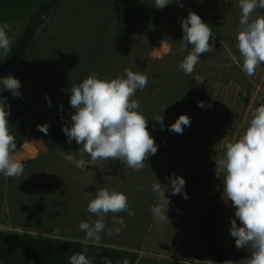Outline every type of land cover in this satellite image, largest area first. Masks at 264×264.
<instances>
[{"label": "rangeland", "instance_id": "374dc122", "mask_svg": "<svg viewBox=\"0 0 264 264\" xmlns=\"http://www.w3.org/2000/svg\"><path fill=\"white\" fill-rule=\"evenodd\" d=\"M145 1L154 4V0ZM14 8L20 17L7 33L12 43L24 30L34 7ZM157 10L179 21L193 11L212 27L213 49L202 55L192 75L178 67L191 50L189 46L185 53H179L181 32L155 17H134L128 0H62L50 21L41 27L33 47L11 73L21 82L22 97L8 92L32 109L46 105L51 131L61 136L60 142L69 154L86 161V168L75 167L64 158V152L59 158L48 155L37 135V125L7 108L8 128L18 127L15 138H24L15 156L24 163L25 171L18 178L0 174V225H28L24 219L31 212L39 211L44 218L48 210L45 200L41 208L31 202L36 192L44 194L54 187L94 198L98 187L111 190V182L129 180L126 165L119 160L87 164L90 157L78 155L81 145L75 140L68 143L63 131L65 125L71 127L74 114L70 105L72 86H78L93 72L100 79L111 80L124 76L127 68L148 75V87L137 91L134 99L139 101L138 111L150 118V123L153 116L163 115V129L158 122L153 126L149 121L148 129L172 135L170 150L178 155L172 172L185 179L188 198L166 191L169 221L152 223L143 238L132 240L126 233L108 236L105 230L102 240L112 242L110 247L180 264H245L250 256L247 248L236 247L238 254L226 259L227 251L234 248L230 227L235 209L222 198L225 173L220 171L217 176L215 160L224 156L227 143L235 142L245 132L254 109L264 103V65L252 77L242 71L235 39L240 18L238 0H174ZM254 15H264V9L258 8ZM196 75L205 78L203 84L196 85ZM46 97L51 98V106ZM201 101L211 106L198 107ZM180 115L191 118L183 134L169 130ZM27 142L31 146L22 147ZM237 224L240 226L239 220ZM35 226L44 228L43 222ZM5 238L9 239L0 232V239Z\"/></svg>", "mask_w": 264, "mask_h": 264}, {"label": "clouds", "instance_id": "9594fccd", "mask_svg": "<svg viewBox=\"0 0 264 264\" xmlns=\"http://www.w3.org/2000/svg\"><path fill=\"white\" fill-rule=\"evenodd\" d=\"M174 0H154V7L163 9ZM179 2V0H175ZM240 8L239 28L236 34L237 49L242 58V71L252 77L258 68L264 65V15H254L256 10L264 9V0H238ZM180 7L184 5L181 3ZM183 38L179 53H185L189 45L191 50L178 65L186 75H192L203 54L212 51V27L195 12L190 11L187 18L181 19ZM9 25H0V52L6 57L11 53V40L7 34ZM231 55V52L229 53ZM125 75L111 80L100 79L93 72L78 86L70 89V105L74 109L71 127L65 125L63 131L68 143L73 140L81 145L78 152L81 157H90L89 165L97 161L119 160L133 171H142L145 162L158 151V146L148 130V119L138 111L139 101L134 99L137 91H143L149 85L146 73L124 70ZM196 85L204 83L205 78L194 77ZM2 90H10L14 97H22L19 89L21 82L13 75L0 77ZM49 106L51 98L46 97ZM203 101L198 107L206 108ZM10 105L6 98H0V174L6 178H18L24 174L25 165L16 158V138L9 131L6 109ZM168 107V106H167ZM165 107L164 110L167 108ZM63 106L61 105V110ZM152 120L164 127L163 115H155ZM191 125L188 115H180L169 130L183 134L184 127ZM45 134L49 132L47 124L38 125ZM66 160L75 167L84 170L86 161L67 154ZM216 173L223 171V199L231 202L235 209V218L231 219L230 234L235 238L238 249L247 248L250 256L245 264H264V103H260L253 113L245 132L235 141L226 144L222 158L215 160ZM169 184L159 181L151 186L157 203L150 211L154 222L163 224L169 221L167 211L172 195H183L186 181L182 176L173 174L166 177ZM87 211L97 217L94 221H81L79 228L85 233L83 244L93 243L101 247L102 236L107 228V235H119L126 222L119 214L135 215L129 207L128 196L123 192L110 191L107 187H98L94 198L87 205ZM112 214V223L118 227L108 228L106 217ZM240 222V226L237 224ZM69 264H91L84 253L74 254ZM106 264H111L107 261ZM123 264H129L125 259Z\"/></svg>", "mask_w": 264, "mask_h": 264}, {"label": "trees", "instance_id": "16d2710c", "mask_svg": "<svg viewBox=\"0 0 264 264\" xmlns=\"http://www.w3.org/2000/svg\"><path fill=\"white\" fill-rule=\"evenodd\" d=\"M62 0H42L35 12L31 15L28 23L20 35H16L11 45V53L4 56L0 60V77H7L17 67V65L26 57L29 50L33 47L35 39L42 29L53 16L54 11L60 5ZM132 9L134 17H155L162 22L168 23L171 27L178 29L183 38V30L181 21L176 18L159 12L154 4L145 0H128ZM210 44L212 40L210 39ZM191 46V45H189ZM0 98H6V103L13 109L23 115L29 120L38 125L47 124L49 126L48 134L38 129L40 140L48 149V155H53L56 158L62 157L61 152L69 154V151L64 149L60 142V135H55L51 131L50 117L48 116V109L46 105H42L37 109L30 108L26 103H21L18 99L12 97L8 90H2L0 86ZM148 119V118H147ZM149 124L155 126L156 121L149 118ZM148 124V127H149ZM151 136L154 138L158 151L155 155L150 156L145 162V168L142 171H133L127 168V175L129 180L122 178L111 182V190L123 192L128 196L129 207L134 211L135 215L129 216L127 213L119 214L126 222V227H123L121 233H126L129 238L136 240L137 238L145 237L149 227L154 223L153 214L150 211L151 207L157 203L156 196L152 191V184L160 182L162 185L168 183L166 177L173 174V168L177 159V152L170 150V139L172 135L166 134L164 131L148 129ZM12 135L15 136L18 127L9 128ZM171 136V137H169ZM184 136V135H183ZM182 136V137H183ZM20 137V136H19ZM18 139L17 150L23 143L24 138ZM181 140V136H180ZM174 150L175 147H174ZM91 195V194H90ZM93 196H86L82 194H74L71 191L58 190L51 187L49 191L43 193L36 192L31 197L32 205L41 208L43 200L46 202L47 211L44 213V218L40 217L39 211L37 213L31 212L28 217L24 219L28 225L23 226V229H33L43 233L63 236L71 239L83 240L85 233L80 230L79 224L81 221H94L97 217L87 211V205ZM40 203V204H39ZM43 222L44 228L35 226ZM32 225V226H31ZM106 225L108 228L118 227L112 223V214L106 217ZM107 230V228L105 229ZM143 230V232H142ZM102 245L111 246V243L104 242ZM91 243V242H90ZM234 248L227 251L228 257L232 259L238 251L236 249L235 241ZM134 249V248H133ZM138 249V248H137ZM222 258L220 257V261ZM222 262V261H221Z\"/></svg>", "mask_w": 264, "mask_h": 264}, {"label": "crops", "instance_id": "0c3cea01", "mask_svg": "<svg viewBox=\"0 0 264 264\" xmlns=\"http://www.w3.org/2000/svg\"><path fill=\"white\" fill-rule=\"evenodd\" d=\"M41 1L0 0V25L7 23L9 25L7 33L11 31V24L20 17L19 11L14 7L26 9L34 7L29 11L28 16L25 15L29 21ZM4 5H6L5 11ZM1 58H3L2 52H0V60ZM37 230L0 225V232L9 237V239H0V264H69L70 257L78 253H84L91 264H106V259L111 261V264H123L125 259L129 264H180L173 259H160L107 245L96 247L93 243L83 244L82 240L43 234Z\"/></svg>", "mask_w": 264, "mask_h": 264}, {"label": "built area", "instance_id": "2783aa9c", "mask_svg": "<svg viewBox=\"0 0 264 264\" xmlns=\"http://www.w3.org/2000/svg\"><path fill=\"white\" fill-rule=\"evenodd\" d=\"M30 144H31V143L27 142V144H24L22 147L25 148V147L28 146V145L31 146ZM33 151H34V150H33ZM35 151H36V150H35ZM36 153H37V152H36Z\"/></svg>", "mask_w": 264, "mask_h": 264}]
</instances>
